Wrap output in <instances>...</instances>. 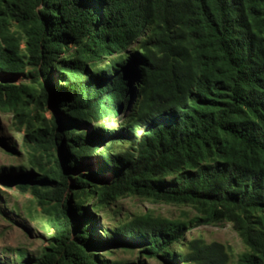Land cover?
<instances>
[{
	"label": "trees",
	"instance_id": "1",
	"mask_svg": "<svg viewBox=\"0 0 264 264\" xmlns=\"http://www.w3.org/2000/svg\"><path fill=\"white\" fill-rule=\"evenodd\" d=\"M0 112L25 132L13 183L50 230L18 264H232L231 246L188 238L224 223L238 264H264V0H0ZM125 198L196 214L104 225Z\"/></svg>",
	"mask_w": 264,
	"mask_h": 264
},
{
	"label": "rangeland",
	"instance_id": "2",
	"mask_svg": "<svg viewBox=\"0 0 264 264\" xmlns=\"http://www.w3.org/2000/svg\"><path fill=\"white\" fill-rule=\"evenodd\" d=\"M21 48L25 49L24 44ZM24 74L13 76L11 80L16 85H30ZM10 78V77H9ZM128 110V106H126ZM44 116L50 119L52 110H45ZM140 133V132H139ZM24 130H20L11 115L0 112V263L18 264L19 253L25 252L26 257L36 259L47 245L50 230L45 217L36 202L29 194L19 191L18 183H13L14 177L20 175V167L27 166L26 151L23 145ZM12 152V153H11ZM99 160L85 162L84 172L94 171ZM29 171V170H28ZM13 176V178H8ZM108 177H104L106 179ZM153 212L155 215L168 219L184 218L185 214L192 218L195 211L189 206H179L167 203H154L140 198H125L119 200L107 211H99L98 216L104 225H113L127 216ZM96 212V211H95ZM188 238H202L207 243L218 242L231 246L234 252L232 264H238V256L246 250L230 223L216 227L194 228L188 233ZM110 260H119L124 264H164L157 260H147L140 257L137 250H119L114 255L107 256Z\"/></svg>",
	"mask_w": 264,
	"mask_h": 264
}]
</instances>
